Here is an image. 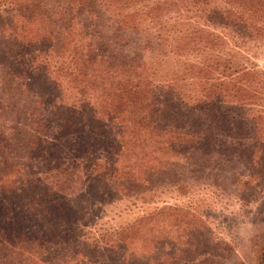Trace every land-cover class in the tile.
I'll list each match as a JSON object with an SVG mask.
<instances>
[{"label": "trees", "instance_id": "1", "mask_svg": "<svg viewBox=\"0 0 264 264\" xmlns=\"http://www.w3.org/2000/svg\"><path fill=\"white\" fill-rule=\"evenodd\" d=\"M3 14H7V18H3ZM25 16L26 21L31 17L30 22L21 23ZM157 17L169 20L156 22L153 19ZM152 25L157 27L154 39L163 50L156 49V56H152L149 63L146 53L152 46L147 40L151 38L148 32ZM34 29L37 32L32 35ZM84 31H93V36ZM83 33L85 37L80 38ZM92 37L100 39V44H94ZM263 38L264 0H0V91L5 93L0 95L7 96L0 104L12 116L19 117L23 111L21 103L26 99L16 91L29 83H17L14 78L4 80L3 76L7 77L13 69L18 78L22 74L29 79L35 72L47 78L44 91L52 107L47 106V179L49 177L51 182L47 181V192L39 198L46 202L47 214L70 219L74 215L72 212L82 204L101 202L92 193L83 200V194L74 190L83 176H76L72 182L70 173L74 164L66 156H81L73 159L75 166H86L84 160H90L95 151L89 147L86 136L103 127L111 130L113 140L117 137L113 135L115 128L124 136L129 133L134 137L138 142L132 144L136 145L132 149L136 156H152V153L157 156H241V151L246 156H264V126L258 123L261 116L253 108L261 105L259 101L264 103V80L260 79V71L256 68L239 67V60L244 58L242 53ZM107 42L113 43L107 46ZM45 47L46 67L32 66L45 52L38 49ZM18 48H24L23 57ZM211 51L217 54L213 56ZM32 54L35 59L26 60ZM159 54H162L163 63L158 69L154 61L160 58ZM192 58L200 60L199 65L189 63ZM4 59L17 63L7 67L1 62ZM213 59L218 61L208 64L214 62ZM25 61L30 64H24ZM170 63L174 70H166ZM198 73L203 76V91L200 99L190 101L192 95L180 87V80L185 81L188 76L194 78ZM215 73H219L218 77ZM65 86L71 94L69 104L72 108L62 105L60 91ZM67 121L72 123L71 129H66ZM205 121L211 124L210 132V127L203 125ZM18 136L20 138L13 141ZM144 136L151 140H144ZM121 141V136L116 138L107 153L113 157L122 156L123 152L118 154L122 147L125 148L119 146ZM31 143L22 132L0 130V156L12 155L16 147L28 148ZM150 143L156 146L155 150ZM185 147H189L188 153H183ZM117 158L111 164L119 182L113 181L115 174L113 178L106 176L97 158L87 167L96 174L94 181L105 184V189L109 178L115 186L120 182L125 186L126 182L128 185L123 193L131 201L145 202V193L165 180L169 185L171 181L187 183L180 182L181 173L160 174V169L153 167L124 172L123 168H118L121 161ZM171 166L178 165L170 162L168 171L173 170ZM17 167L21 166L9 163L5 157L0 160V171L12 169L7 175L0 172V264H23L25 261L26 252L17 251L12 238L20 239L24 247L28 242L27 246L35 243L33 232L28 230L29 224L24 229L15 225L18 216H30L33 201L30 207L24 208L20 206L24 198L17 197L19 192L3 186L8 181L9 184L14 182L12 187H16L19 182L13 175L24 178L21 171L26 166L19 168V172ZM184 173L189 174V170ZM88 178L89 175L84 176V183ZM112 193L114 199H119L120 195ZM171 211L172 208L165 206L158 210V218L165 215L174 219L175 213ZM140 224L135 221L131 227ZM126 230L134 229L129 225L114 234L119 236ZM24 232L32 237L23 236ZM6 234L11 239H5ZM50 243V248L55 250L49 257L63 264L67 257L60 252L72 245L63 248V242L50 240ZM172 258V254H168V259ZM175 264L189 263L181 260Z\"/></svg>", "mask_w": 264, "mask_h": 264}, {"label": "rangeland", "instance_id": "2", "mask_svg": "<svg viewBox=\"0 0 264 264\" xmlns=\"http://www.w3.org/2000/svg\"><path fill=\"white\" fill-rule=\"evenodd\" d=\"M3 15V18L8 16L7 14ZM28 17L29 21H26V16L21 18L24 19V22L21 23L30 22L31 17ZM159 19L169 20L166 17H157L153 20L158 22ZM149 27L151 31L148 34L151 35V38L147 40V44L151 45L152 49L147 50L146 60L151 63L150 58L156 56V49L163 50V47L159 48V42L154 39L157 27L154 25ZM219 31L217 30V32ZM36 32L37 30L34 29L31 34H36ZM92 32L84 31L88 36H93ZM84 33L79 37L84 38ZM93 40L94 44L100 41L98 38ZM111 43L113 42H107L106 45H111ZM98 44L100 43L98 42ZM38 50L45 52L32 66L46 67L47 47ZM18 51L22 53L23 57L24 48H18ZM211 54L215 56L217 52L211 51ZM34 55L28 56L26 60L33 61ZM161 55L158 58L159 63L158 60L154 61L157 68L162 67L163 57ZM242 56L243 59L239 60L242 58L241 56L238 58L239 67L256 68L260 71V79L264 80V38L243 52ZM213 60L214 62L207 63L213 65L218 61ZM29 61H25L24 64L29 65ZM188 61L195 65H199L200 62L193 58ZM1 62H4L7 67L17 63L12 59H4ZM11 68L13 67L11 66ZM174 69L171 63L166 67V70ZM18 72L21 71L18 70ZM37 73H31L29 79L22 74L18 78L17 71L14 69L7 77L2 75L4 80L14 78L17 83H29L22 89L19 86L16 91L21 92L22 98L24 96V99L27 100L21 103L24 112L22 111L19 117L16 114L15 116L8 114L10 111L0 104V130L6 129L7 132L16 134L22 132L28 141L32 142L28 148L20 149L18 147L19 149H17L16 147L12 155L0 156V160L5 157L9 163H16L21 167L26 166L21 171L24 172V178H20L18 174L17 176L13 175V178L19 182L16 187H12L14 182L9 184L8 181L3 185L7 189H13L11 191H18V198H24L20 206L30 207L29 203L33 201L30 216H18L15 225L18 229H24V226L29 224L28 230L33 232L35 243L27 246L28 242L24 247V243L20 239H11V236L7 234L5 236V239L8 237V240L14 241L17 251L26 252L23 264H58L59 262H56L54 258L49 257L54 254L53 250H55L50 248V240L55 243L63 242V248L69 246L68 244L72 245L68 250L65 251L64 248L60 252L62 256L67 257L63 259V264H150V262L152 264H175L181 260H186L189 264H264V156H246L242 151L241 156L187 157L163 156V154L157 156V153L156 155L152 153V156H136L135 151L132 150L136 145L132 144H138V142L134 137H130L129 133L124 136L121 130L115 128L113 135L116 134L117 137L115 135L114 137L117 139L121 136L122 144L120 142L119 146L123 145L125 148L122 147L118 153L120 155L123 152L122 156L113 157L112 154L107 153L110 151L106 150L112 147L111 143L116 138L113 140L110 136L111 130L103 127L95 133L90 131L86 136L89 147L92 150L95 148L94 155L90 156V160H84L86 166L81 165V168L75 166L76 161L73 160L77 157L75 154L66 156L68 160L73 161L72 164L75 166L71 168L72 173H70L73 178L72 182L76 180V176L80 174L83 176L81 184L75 185L74 190L83 194V200L87 199L89 193H92L94 196H98L101 202L82 204L78 210L72 212L74 215L70 219L65 218L64 215L58 217L54 214H47L46 202H42V199L39 198L44 192H47V181L51 182L49 177L47 179V106L52 107L47 100V91H44L47 89V78L40 77L41 75L38 76ZM218 74L215 73V76L218 77ZM183 77L181 76V78ZM202 79L203 76L198 73L194 75V78L188 76L185 81L180 80V87L186 90L187 94L192 95L190 101L200 99L203 91ZM256 82L259 85L258 79ZM262 84L264 85V83ZM66 88L65 86L60 91L63 95L61 101L64 104L62 105L64 108H72L69 104L71 94ZM3 91H0L1 95L5 94ZM1 95L0 103L7 100V96L1 97ZM20 100H22L21 97ZM259 103L261 105L257 104L253 108L257 115L261 116L258 123L264 126V103L262 101ZM68 123L70 128L66 127V129H71L72 123L70 121ZM203 125L211 126L206 121ZM12 126L14 128H11ZM89 137L91 138L88 139ZM19 138V136L15 137L13 141H17ZM160 138L163 137L160 136ZM144 140L151 139L144 136ZM86 145L84 148H88ZM150 145L153 146L151 143ZM153 148L155 150L156 146ZM188 148H183V153H188ZM25 149L27 151L24 152ZM116 157L121 161L118 168H123L124 172L153 167V169H160V174H165L164 172L176 175L181 173L180 182L187 181V183L178 184L179 181H171L169 185L165 180L159 183L158 187L145 193V202L143 200L131 201L126 199L127 195L123 193L128 185L126 182H124L125 186L121 182L115 186V183L109 178V182L106 183L107 189H105V184L94 181L96 174L91 173L92 168L87 167L94 158H97L102 163L100 169H105L107 173L105 175H110L113 178L116 169L111 163ZM80 158L81 156L76 159ZM148 159H150L149 162ZM170 162L171 165H178L176 168L171 166L172 171L167 170ZM21 167H17V172ZM186 170H189V174L184 173ZM9 171L12 169L3 168L0 172L7 175ZM55 174L57 173L54 172ZM87 175L90 178L84 183V176L87 177ZM114 180L119 182L116 174ZM114 187H117V191H114ZM119 189L122 193L119 192ZM97 190L98 193H96ZM112 191L120 195L117 197L119 199H114ZM79 197L81 198V196ZM165 206L172 208L175 213L172 216L174 219L166 218L165 215L161 216V219L158 218L160 216L158 210ZM135 221L141 222L139 227H131ZM129 225L134 230H126L124 234L116 236L121 228L124 229ZM23 236L29 239L32 237L25 232ZM116 237L126 240L118 241L119 239ZM170 253L173 256L172 260L168 259Z\"/></svg>", "mask_w": 264, "mask_h": 264}]
</instances>
